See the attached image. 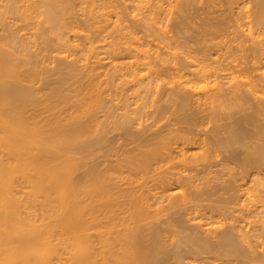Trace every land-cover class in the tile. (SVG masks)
Instances as JSON below:
<instances>
[{
    "label": "bare ground",
    "instance_id": "bare-ground-1",
    "mask_svg": "<svg viewBox=\"0 0 264 264\" xmlns=\"http://www.w3.org/2000/svg\"><path fill=\"white\" fill-rule=\"evenodd\" d=\"M215 1L216 3L207 0L209 5L206 6L212 7L213 4L217 10L219 5H224V13L229 12V15H223L226 16L224 19L228 17L232 21L231 25L226 22L229 28L222 18L224 13L221 9H218V12L221 10L222 17H219V13L216 14L212 7L218 18L216 19H221L225 26L221 28L222 23L211 22L212 17L213 21L216 20L214 13H211L213 9L210 10L211 7H206V2L201 3L200 0V8L196 6L197 0H0V264H196L199 261H196L197 256L206 252L214 254L215 258L219 256L218 259H226L221 260L224 264H227L229 256H233V259L229 257L233 263L239 260L242 264L244 260L246 264L245 259H248L252 260L253 264H264L262 260V263L258 262L260 257L264 260V255L259 256L264 254V230L260 232V228L264 229V194L263 198H260L263 200H259L260 203L256 201L262 204V207L250 205L246 210V205L240 204L243 208L241 210L240 207L242 215L247 211V219H250L249 216L252 218L246 223H250L249 226L252 227L254 223L259 226L260 221L262 226L257 227L260 229L259 233L254 230L260 237L252 234L253 231H248L251 233L249 235L245 230L239 229L241 233L245 232V237L239 232L246 242L245 248L242 247L245 246L243 240H237L239 234L231 231L227 232L234 235L225 231L222 232L223 235L219 234L217 242L213 240L216 242L213 246L203 241L202 237L198 236L201 240L197 236L196 239L193 238L194 235L186 233V225L180 223L182 217L177 215L179 220L175 218L176 214L173 213L177 209L165 218V213L161 216L163 211L169 212L179 205L182 207L180 209L185 207L186 199H182L185 195L174 188L175 185L190 186V182L194 181V178L197 179L193 173L196 174V171L198 174L201 172V176H204L202 173L207 174L209 178L211 164L208 163L210 167L208 164L196 167L197 163L192 162L195 156L198 157L195 154L201 153L199 150L194 152L195 146L200 145L204 150L203 146L208 144L207 140H203L207 144L201 145L199 136L203 130H199V136L197 134L196 137L194 130L198 128L191 129L199 126L197 124L201 120H205L202 118L212 117L217 126V121H222L225 117L224 121L230 119L231 126L238 125L240 129L234 126L232 133L230 128L227 130L230 125L224 127L228 124L227 121L223 122L226 123L223 126L222 123L218 125L230 132L226 133L228 138L225 137L228 139L225 144L230 141V145H221V148H231V145L233 147L231 141L238 147L242 146L246 136L247 141L244 143L252 140L254 142L247 145L243 143L245 148H248L252 162L264 165V139H261L264 138V0H223V4ZM204 6V9L210 10V14L206 10L204 14L201 13L206 19L204 16L200 27L197 28L193 24L194 19L191 21L193 14L190 12L192 9H203ZM188 14L189 20H185ZM77 18L81 23L76 21ZM205 20L211 21L209 23ZM187 21H191L190 25L193 24L197 28L196 32L205 23L201 28L203 32H200L206 36V32L211 31L212 34L215 31L217 35L213 37L220 36V39L222 35L217 31L228 28L227 35H230L231 39L225 34L229 41L227 38L226 41H221L215 37L214 43L208 33L207 37L209 40L212 38L214 46L210 47H220L221 52L214 53L217 50H213L212 53L210 49L209 52L208 44L207 48L206 45H203L204 48L201 46L204 51H197L201 54L199 57V53L194 56L196 51H191L193 53L190 54L180 49L181 43H186L190 39L188 36L194 35L189 34L191 29L187 31L189 35H186L185 42H180V46L169 41L173 38L175 43L178 42L174 38L189 28ZM14 22L20 23L19 35L12 27ZM173 22L177 32L171 29L170 34L169 28L173 27L168 24L172 26ZM194 26L190 27L195 28ZM28 36H32V40H28ZM181 37L185 39L184 36ZM181 37H178L179 40ZM195 38L193 37L194 40ZM209 40L208 43L212 42ZM30 43H33L44 57L50 55L49 52L55 53L54 56L50 55L57 63L53 66L55 62H51L55 72L52 75H56L54 79L49 78L52 75H49L50 71L45 70L44 66L42 69L49 73L47 75L39 65L30 61ZM198 43L195 44L199 46ZM214 44L220 46L215 47ZM98 67H103V70L106 68V72L101 71L102 76ZM39 82L43 83V88L34 85ZM100 87L105 89L100 91ZM114 94L119 95L118 100L116 96L113 97L115 99L112 98ZM104 98L109 102L117 100V107L113 103L110 105L113 110L104 108V112H98L100 118L103 112L106 123L118 125L120 123L116 120L120 116L116 113L117 119L113 117L115 111L118 112L114 109H118L122 111L120 114L123 118L121 125L124 134H133L132 139H141L136 142L133 140L132 143L141 144L147 140L149 142L140 146L136 144L139 146L138 149L135 147L137 151L129 153L126 158L118 156L119 159H114L119 168L123 166L130 172L128 177L113 181L106 174L89 168L85 178L78 183L73 176L80 154L76 151L77 147L90 149L94 143L98 142L94 144L95 147L107 141L104 126H101L98 121L100 118L97 119V113L94 112L102 108L99 104L103 105ZM103 102L105 103V100ZM60 105L62 106L59 107ZM222 109L227 111H221ZM82 115L87 119L81 118ZM214 118H217V121ZM162 120L164 122L160 123ZM202 125L199 129H202ZM245 125H253V130L244 128ZM217 127L216 130L220 128ZM259 128L263 131H260L262 135L258 134ZM92 129L95 134L91 132ZM213 129L215 130V126ZM210 130L211 133H217ZM249 130L251 136L248 134ZM210 132L208 131L209 134ZM219 133L221 135H215L217 141L214 138L217 146L213 143L218 149L221 143L218 141H221L219 137L224 136L223 132ZM255 138L260 142L255 143ZM222 141L224 144L226 140ZM210 143L209 145H213ZM130 148L134 149L133 146ZM206 149L208 150L205 151L213 154L217 151L212 152L211 146ZM248 154H245V160L243 157L240 160L237 155L236 158L230 155L237 161H234V164L238 166L248 165L251 161L247 162ZM207 156L211 159V154L207 153ZM207 156L204 159H207ZM228 157L230 158L227 155L226 159ZM217 160L212 163L218 165L221 161ZM238 161L241 163L238 164ZM221 164L214 168L221 167ZM260 165L257 166L258 169ZM229 166L226 162L227 170ZM246 168L248 166H245ZM247 172L249 175L253 173L251 169ZM191 176L193 180H190ZM192 187L193 185L190 188ZM189 193L193 195L197 191L189 190ZM195 194L193 196L196 201L197 194L200 196V193ZM180 196L182 198H179ZM180 200H184V203L179 202ZM186 215L185 213L182 216ZM243 216L246 217V214ZM159 217H162L161 220ZM200 218L202 217L195 221L197 225L200 224L199 227L203 225L205 227L202 229H208L207 231L214 228L211 221L202 223ZM178 221L181 225L177 224ZM177 226H183L184 230L181 231ZM176 228L179 233L185 231L186 237L182 238L184 244L189 246L188 251L180 247L183 240L179 241L182 244H178L173 239L175 236L171 233L175 232ZM165 231L171 232L168 244L164 243ZM179 233L178 236L181 235ZM235 235L239 237L234 239ZM261 236L262 241H258ZM172 240L178 244L177 248L174 244L170 246L169 242ZM256 251L260 254L255 253ZM191 252L195 253L196 257ZM189 254L196 258L194 260L191 255V259L196 263L190 261ZM185 256H189V261ZM211 259L215 260L214 256ZM204 262H210V259ZM218 262L219 260L216 264Z\"/></svg>",
    "mask_w": 264,
    "mask_h": 264
},
{
    "label": "rangeland",
    "instance_id": "rangeland-1",
    "mask_svg": "<svg viewBox=\"0 0 264 264\" xmlns=\"http://www.w3.org/2000/svg\"><path fill=\"white\" fill-rule=\"evenodd\" d=\"M198 1L199 0H197V3H198ZM206 2L205 0H200V2ZM214 1V3H216V1L215 0H213ZM219 1V2H218ZM221 1H223V0H217V3L218 4H220V3H222ZM201 2V3H202ZM207 3V2H206ZM205 3V6L206 5H209L211 2L210 1H208V3L206 4ZM223 3H224V1H223ZM222 3V4H223ZM196 4V3H195ZM204 4V3H203ZM202 4V5H203ZM200 4L198 3V5H196V6H198L199 8H200V6H199ZM212 5V7H214V5L213 4H211ZM193 6H195V5H193ZM205 6L203 7V9H202V7H201V9L200 10H197V11H195V9H192V12H190L191 14H193V15H191V21L193 22V19H194V22H193V24L194 25H196V27L197 28H199L200 27V25H201V21L202 20H204V19H206V16H205V18H204V16L202 17L201 16V13H203L204 12V10H206V9H204L205 8ZM224 6V5H223ZM223 6H221V5H219V8H217L218 7V5H216V8H217V10L215 9V7H214V9L216 10V14H218L217 16H221L220 14H222V12L224 13V7ZM206 7H211V6H206ZM210 8V10H212L213 8ZM221 7V8H220ZM192 8V7H191ZM193 8H196V7H193ZM209 8H207V9H209ZM213 9V12L211 11V13L213 14L214 13V10ZM218 9H221L222 10V12H221V10H219L220 12H218ZM210 10H206L207 11V13H209L210 14ZM191 11V10H190ZM195 13H194V12ZM199 11V13H197ZM200 11H202V12H200ZM205 11V12H206ZM204 12V13H205ZM218 12V13H217ZM203 13V14H204ZM207 13H206V15H207ZM215 13H214V18L216 19L217 17H216V15H215ZM196 14V15H195ZM212 14H211V16H212ZM226 14H228L229 15V12L227 13V12H225L224 14H222V16L223 15H226ZM199 15V17H197ZM194 16V17H193ZM211 16H210V18H211ZM221 16V17H222ZM227 16V15H226ZM226 16H223L222 18H223V20H225V25L227 26L228 25V23H226V22H229L230 23V25L232 24V21H231V19H229L228 17V19L227 18H225L224 19V17H226ZM189 14H188V17H187V19H185V20H189ZM209 17V16H208ZM204 18V19H203ZM209 18V19H210ZM230 18H231V16H230ZM197 21H196V20ZM200 19V20H199ZM212 19V21L211 20H205L206 22H209V21H211V22H216L217 21V23H222V21H220V20H214L213 21V17L211 18ZM227 20H230V21H227ZM76 21L78 22V23H81V20L79 19V18H77L76 19ZM173 21V20H172ZM172 21H171V24H172ZM191 21H189V23H188V21L186 22V23H188L189 25H187V26H189V28H187V30H185L186 31V34H185V31L184 32H182V33H180V35L178 36V34H177V36L180 38L181 36H184L185 37V39L184 38H182L181 37V39H182V41H181V39L179 40V38L176 36V38H174L175 40H178V42L177 43H175L176 41H174L173 40V38H171V40H169L171 43L173 42V44H178L179 46H180V42H185V40H186V38H187V36L186 35H189V34H196L195 36L193 35H189L188 36V38H190L189 39V41L187 42L186 41V43H181L182 45H181V47H180V49L181 50H185V52H189L190 54H192L193 52H195V53H193L194 54V56L195 55H197L198 53V57H199V55H201L200 54V52H197V51H199V49H203L204 47H203V45H206V47L205 48H207V45H208V50L210 49V50H212L211 52L213 53V50L215 51V50H217L216 52H214V53H217V52H221V50H220V45L218 46L217 44L215 45V47H219V49L218 48H211L210 46H213V41L212 40H214V38L216 37V39H217V37H218V39H220V36H215V37H213L214 35H217V34H215L214 32H212V34H211V31L210 32H206V36L204 35L205 33H201L200 31H202V29L201 28H203L204 26H205V23H203V25H202V27L199 29V30H197V32H196V27L192 24V25H190L191 24ZM196 21V22H195ZM199 21H200V23H199ZM204 22V21H203ZM196 23V24H195ZM199 23V24H198ZM210 23V22H209ZM217 23H215V24H217ZM170 23L168 24V26L169 27H173V28H169L170 29V34H171V29L173 30L174 29V27L176 26V25H174V22H173V25L172 26H170L171 25ZM198 24V25H197ZM19 25H20V23H16V22H14L13 23V25H12V27L17 31V33H18V35H19V33H20V31H19ZM186 25V24H185ZM214 25V24H213ZM221 25H222V27H221ZM220 25V27L221 28H223V25H224V23H222ZM224 25V26H225ZM195 27V28H191V27ZM199 26V27H198ZM219 27V26H218ZM217 27V29L218 30H220V28H218ZM176 28V27H175ZM225 28V27H224ZM228 28H229V25H228ZM224 29V30H220L221 31V33H220V31H217V33L219 32V34L220 35H222L221 36V39L222 40H225L227 37H226V35L227 34H229L226 30H229V29ZM189 29H191V33H189V34H187V31L189 30ZM194 30V32H192L193 30ZM175 30V29H174ZM174 30H173V32H174ZM222 31H224V32H222ZM172 32V34H175L176 32H177V30H175V33H173ZM190 32V31H189ZM203 32V31H202ZM199 33V34H198ZM208 33H210L211 35H210V37L212 36V42H210L211 43V45H210V43H208V40H209V37H207L208 36ZM182 34V35H181ZM183 34H185V35H183ZM202 34V35H201ZM218 34V35H219ZM223 34H224V36H223ZM226 34V35H225ZM198 35V36H197ZM202 37L203 36V38H201L200 36ZM172 36H174V35H172ZM190 36H192V37H190ZM197 36V38H195ZM205 36V37H204ZM227 36H230V35H227ZM193 37L195 38V40L193 39ZM223 37V38H222ZM178 38V39H177ZM191 38H192V40H191ZM208 38V39H207ZM184 39V40H183ZM204 39H206V41L204 40ZM220 39V40H221ZM230 39H231V36H230ZM28 40H32V36H28ZM27 40V41H28ZM203 40H204V44H202L203 43ZM209 40V41H210ZM221 40V41H222ZM226 40H228V38L226 39ZM225 40V41H226ZM192 41H194V43L192 42ZM197 41V42H196ZM198 41H199V43H198ZM217 41V43L219 44V41L218 40H216ZM229 41V40H228ZM190 42V43H189ZM205 42H206V44H205ZM224 42V41H223ZM191 44V45H189V44ZM193 43V44H192ZM195 43H198L199 44V46L197 45V44H195ZM201 43V44H200ZM214 43H216L215 42V40H214ZM187 44V45H186ZM184 45V46H183ZM189 45V46H188ZM192 45H194V46H192ZM196 45V46H195ZM30 50H31V52H30V61H32V62H34V63H36L37 65H39V67L42 69L43 68V66H44V69L45 70H47V71H50V74L49 73H46L45 71H44V69H42L43 71H44V73H46L45 75H47V74H49V75H52V74H54L55 72H54V70H53V66H56V61H54L52 58V56H50L51 54L54 56V52H49L50 53V55H47L48 56V58H47V56L46 57H44L43 56V53H41L40 51L38 52V50L36 49L37 47H35V45L33 44V43H30ZM187 46V48H185ZM192 46V48H190ZM203 48H202V47ZM182 47H183V49H182ZM189 47V48H188ZM194 47H195V49H194ZM197 47H198V49H197ZM210 47V48H209ZM214 47V46H213ZM187 49V50H186ZM191 49V50H190ZM190 50V51H189ZM200 50V51H201ZM205 49H203L202 51H204ZM210 50H209V52H210ZM191 51H193V52H191ZM201 51V53L203 54V52ZM187 52V53H188ZM45 53V52H44ZM48 53V54H49ZM34 54V55H33ZM33 56V57H32ZM44 57V58H43ZM52 57V58H51ZM32 58V59H31ZM50 58L53 60H50ZM49 59V61H47ZM45 62V63H44ZM49 62V63H48ZM51 62H55L54 64L53 63H51ZM52 64H53V66H52ZM49 66V67H48ZM52 66V67H51ZM99 68V67H98ZM101 68H103V67H101ZM101 68H99V72L101 73V76L103 75V73H104V71L106 72V68H104V70L103 69H101ZM50 69V70H49ZM52 70V71H51ZM97 71V69H96V72H98ZM103 73H102V72ZM54 72V73H53ZM98 72V73H99ZM48 75V76H49ZM53 76V75H52ZM52 76H50L49 78H52V79H54L55 77H56V75H54L53 77ZM101 78V77H100ZM104 77H102L101 79H103ZM225 81V80H224ZM40 83V82H39ZM34 83V85H36V87L38 86V87H40V88H43V83ZM39 84V85H38ZM228 85V84H227ZM35 87V88H36ZM37 87V88H38ZM105 87V86H104ZM224 87H225V85H224ZM103 89H105V88H103ZM103 89H101V87H100V91H102ZM128 92V91H127ZM129 93H130V91H129ZM128 94V93H127ZM116 96V98H117V100H118V97L117 96H119L118 94H114V95H112V98L113 97H115ZM111 98V99H112ZM113 99H115V98H113ZM112 99V100H113ZM103 100H105V103L103 102ZM102 100V103H103V105L102 104H99L100 105V107H102V108H99V109H97L98 111H96L95 109V111L94 112H96L97 114H95V116H96V118L98 117V118H100L99 117V113L98 112H101V110H103V112H104V110L106 109V108H108L107 110H113V108L110 106V105H112L113 103V105H115V107H117L116 106V102H117V100H116V102H114V101H111V102H109V101H107L106 100V98H104ZM37 101H39V100H37ZM106 101L108 102V103H106ZM39 102H41V99H40V101ZM130 102V101H129ZM109 103H111V104H109ZM106 104V106H104ZM62 105H60L59 107H61ZM104 106V107H103ZM109 106H110V108H109ZM97 106H95V108H96ZM105 108V109H104ZM114 110H117L118 112H116L115 111V113L113 114V117L115 118V119H117V117H115V114L117 113V115L118 116H120L119 118H121V119H117L116 120V122L117 123H120V124H118V125H114V124H111L110 122H107L106 123V118L104 117V115H103V112L100 114L102 117V119L100 118L98 121H100V124H101V126H104L103 128H104V132H105V135H106V142L103 144V142H101V144H103L102 146H99V145H101V144H99L98 146H96L95 145V147H94V144H98V142L97 143H94L93 144V147L92 148H90V149H81L80 148V146L79 147H77V152L78 153H80V154H82V156H80V154H78V167L76 168V170L74 171V174H73V176H74V179L79 183L80 181H82L84 178H85V174H86V171L89 169V168H92V169H94L95 171H100L101 173H103V174H106L111 180H113V181H117L119 178H126V177H128L129 175H130V172L129 171H127V169L126 168H123V166L121 167V168H119L118 167V164H116L115 163V160H117V159H119V158H117L118 156L119 157H121L122 156V158L123 157H125L126 158V156H128L129 155V153L131 154V152H135V151H137V149L139 148V146L142 144H146V143H148L149 141L147 140L146 142H143V143H141V144H139L140 142H137L136 144H139V146H137L134 142H136V141H140L141 139H132V136H133V134H128L129 136H127V134H124V130L122 131V125L121 124H123V123H121L123 120V118L121 117V114H120V112H122V111H120V110H118V109H114ZM221 111H224V112H226L227 110L225 109H222ZM247 111V110H246ZM116 115V116H117ZM105 119H104V118ZM220 118H221V116H219ZM81 118H84V120H86L85 119V115H82V117ZM97 118V119H98ZM200 118V117H199ZM202 118V117H201ZM211 119H209V117L207 118H202V119H205L204 121H200L199 119V121H200V123L199 124H197V125H199V126H197V127H193V128H191V129H196V128H198V129H196V130H198L197 131V133H195L196 132V130H194V136H196L198 133H199V130H203V131H200V133H202V134H200V136H199V134L197 135V136H199L200 138H201V141H202V143H201V145H203V143L205 142H203V140H207L208 141V144H207V142L206 143H204V144H207V146H211V150H212V152L215 150V146H214V144H216V143H214V142H216L217 141V137H215V135L216 136H218V135H221L219 132H223L222 133V135H224V136H222V138H220L219 137V139H221V141L220 140H218L219 141V143H220V148L219 149H221L220 151H218L219 149L218 148H216V153L215 154H213V153H209V151L207 152V151H205V150H208V149H206V145L205 146H203V149L204 150H202V146L201 147H199V146H195L196 147V150L194 151V152H198V150L199 151H201V153H200V155H199V152L198 153H196L195 155H197L198 157H194V160L192 161L194 164L195 163H197L196 164V167H204V166H207V164L209 163V164H211V167H210V165L208 164V166L210 167L209 169H211V173H208V174H210L209 175V178H211L212 177V179H209V178H207L208 177V175L207 174H203L202 173V175H206L205 177L204 176H201V175H199V174H201V172H199V174H198V172L196 171V174H195V172H193L194 170H192V172L194 173V175L197 177V179H195L194 177L195 176H193V173L192 172H189V173H192L191 175L193 176V178H194V181H191L190 182V180L192 179V176L190 177V180H189V182L191 183L190 184V186H189V184L188 185H183L182 187H180V186H177V185H175L174 186V188H177V189H179L180 191H181V193H184V198H182L181 196L179 197V198H182V199H186V201H185V203L183 202L184 200H180L179 202H181V203H184L185 204V207L183 208V209H180V208H182V207H180V205H179V207H177V208H174V209H172V210H169V212H162V214H161V216L163 215V217L165 218V216H167V214L169 215V214H172L173 212L172 211H174V210H176L177 209V211H174V213L173 214H176V215H174V216H176L175 218H177L178 220H179V217L181 218L180 219V223H182L183 224V226L184 225H186L185 227H187V229H185V231L186 230H188L186 233H190V235L192 236V235H194L195 237H193V238H195L196 239V236L198 237H202L201 239H207V240H204L203 239V241H206L207 242V244L209 243V245H211V246H213V245H216V242H217V240L219 239L218 238V235L220 234V235H223V231H225V232H227V231H231L232 233H238L239 234V232L241 233V231H244L245 230V232H248V231H251V233H252V231H253V233L252 234H257L256 232L258 231V233H259V230L261 229V231L260 232H263V230L264 229H262V228H260V227H262V226H260L261 225V222L260 221H258L259 223H260V225L258 226L257 224L256 225H254L253 224V226H256V227H250L249 226V222L251 221V216H249L248 218H250V219H247V216L249 215L248 213H246L247 211H245V210H243V211H245V212H243V215H245L246 214V217L245 216H243L242 215V207L240 206V204L242 203H244V205H246V207L245 206H243V207H245L244 209H246V210H248V208H250V207H247V206H250V205H255V206H253V207H262L261 205L262 204H264V202L260 205L259 203V200H263L264 198H263V194H264V191H262V189L264 190V184H261V183H264V173H263V171H264V165L262 164V165H260V167H259V169H258V167L257 166H259V165H257V164H254V162H252L253 160H251V158H250V155L248 154V148L246 149L245 148V146H244V144L245 145H247V143L249 144V143H251L252 141H250V142H247V143H244L245 141H247V140H245V138H246V136H245V138L243 139L244 140V142H243V140H242V142L244 143H242V146L244 147H242V146H240L239 144L241 143V141H239V142H236V143H238V145H239V147L238 146H236L234 143H232V141H231V144H233V147H232V145H231V148L230 147H228V148H224V147H222L221 148V145L223 146H225V145H227V146H229L230 144H229V142L230 141H228V144H225L226 142H227V140L228 139H226V138H228V134L230 133H228V131L227 130H229V128H230V131H231V133H232V131H233V127L235 126V127H238L239 128V126L237 125H233V126H231L230 124H229V120H228V118L225 120V121H227L228 122V124H226V123H223V122H225L224 121V118H223V120L222 121H220V120H218L217 121V118L215 119V121H217L216 123L219 125V124H221L222 123V125L221 126H223L224 124H226V125H224V127H226L227 125L229 126L228 127V129L226 130V129H223V128H221L220 126H218V127H220V128H218L216 125H215V123H213V121H212V117H210ZM219 118V119H220ZM208 119H209V121H208ZM104 120V121H103ZM207 120V121H206ZM102 121H103V123H102ZM198 121V122H199ZM214 121V122H215ZM164 121L162 120L160 123H163ZM202 122H204V124L202 123ZM220 122V123H219ZM106 123V124H105ZM109 123V124H108ZM231 123V122H230ZM203 124V125H202ZM212 124H214V125H212ZM233 124V123H232ZM200 125H202V129H199V127L201 128V126ZM214 126H215V130L213 129L214 128ZM244 126V125H243ZM252 126V128H253V125H251ZM251 126H246L245 125V127L244 128H246L247 127V129L249 128L250 130H251ZM136 127H138V126H136ZM216 127L218 128L217 130H216ZM241 127V126H240ZM256 127V126H255ZM241 128H243V127H241ZM262 128H264V126L262 127ZM163 129V128H162ZM210 129H212V131L214 130V131H217V133L216 132H210L211 130ZM221 129H223V131H221ZM232 129V130H231ZM235 129V128H234ZM240 129V128H239ZM258 129V128H257ZM256 128H254V130H257ZM206 132H205V131ZM220 130V131H219ZM224 130H226V132L224 131ZM244 129H242V131H243ZM249 130V133L248 134H250V132L253 130H251L250 131ZM94 131V129H92L91 130V132H93ZM163 130H161V132H162ZM208 131L210 132V134L208 133ZM219 131V132H218ZM236 133H238V130H234ZM247 131V130H246ZM260 131H261V133L264 131H262V129L260 130V128H259V131H258V134H261L260 133ZM95 132V131H94ZM93 132V133H94ZM123 132V133H122ZM165 132V131H164ZM245 132V131H244ZM256 131H254V133H255ZM92 133V134H93ZM193 133V132H192ZM207 133H208V135H207ZM225 133V134H224ZM226 133H228V134H226ZM236 133H234V134H236ZM246 133V132H245ZM264 133V132H263ZM95 134V133H94ZM96 134H98L97 132H96ZM162 134V133H161ZM164 134V133H163ZM203 134H204V136H203ZM248 134H246L247 136H248ZM257 133H256V135H258ZM192 135V134H191ZM211 135V136H210ZM227 135V136H226ZM256 135H255V137H256ZM262 135V134H261ZM261 135H258V136H261ZM93 137H94V135H92ZM91 136V137H92ZM196 136V137H197ZM211 137L210 139H209V137ZM214 136V137H213ZM249 136H251V134L249 135ZM248 136V137H249ZM263 136H264V134H263ZM263 136H261V137H263ZM90 137V138H91ZM96 137V136H95ZM94 137V138H95ZM136 137V136H135ZM202 137H203V139H202ZM204 137H206L205 139H204ZM223 137L225 138V139H223ZM242 137H244V136H242ZM241 137V138H242ZM247 137V138H248ZM253 137V136H252ZM213 138V139H212ZM216 139V141H214L215 139ZM250 138V137H249ZM254 138V137H253ZM252 138V139H253ZM258 138V137H257ZM257 138H255L254 140H255V143L256 142H260V141H256V140H258ZM104 139H105V136H104ZM209 139V140H208ZM212 139V140H211ZM259 139H260V137H259ZM261 139H264V138H261ZM133 140H135L133 143H132V141ZM222 140H226L225 142H224V144H222L223 143V141ZM236 141H238V140H236ZM214 143L213 145H209V143ZM210 143V144H211ZM253 144H254V142H252ZM218 144V143H217ZM217 144H216V146H217ZM134 147V149L133 148H130V147ZM249 146H251V144L249 145ZM135 147H137V149H135ZM195 147H193V149H195ZM198 147H199V149H198ZM213 147H214V149H213ZM226 147V146H225ZM247 147V146H246ZM129 149V150H127V149ZM201 148V149H200ZM127 150V152L125 151V150ZM231 149V150H230ZM242 149V150H241ZM210 150V151H211ZM234 150V151H233ZM238 150V151H237ZM241 150V151H240ZM244 150V151H243ZM247 150V153H245V151ZM128 151H130V152H128ZM205 151V152H204ZM225 151V152H224ZM229 153V154H227V152ZM128 153V154H126V153ZM203 152H204V154H203ZM208 153V155H210L211 154V159H210V157L209 156H207V153ZM223 152V153H222ZM231 152V153H230ZM242 152H244V153H242ZM124 153V154H123ZM224 153H226V155H224ZM121 154H123V155H121ZM126 154V155H125ZM212 154L214 155L213 157H212ZM216 154H218L217 156H216ZM221 154H222V156L223 157H221ZM230 154H232V155H237L239 158H240V160H241V158L242 159H244L245 160V157H246V155L248 154L249 156V160L247 161V162H249L250 160V162L248 163V165H244V164H239V163H241V161L239 162L238 161V166L236 165V163H237V161L236 160H234V158H231V156L232 155H230ZM244 154V155H243ZM246 154V155H245ZM251 154V153H250ZM227 155L228 156H230V158L227 160L226 159V157H227ZM253 155V154H252ZM206 156H207V159H204V158H206ZM220 158H219V157ZM237 156H235V158L237 157ZM241 156V157H240ZM218 157V158H217ZM107 158H108V160H107ZM109 158H111L112 159V161H111V159H109ZM195 158H196V160H195ZM218 160H217V159ZM239 158H238V160H239ZM106 159V160H105ZM115 159V160H114ZM193 159V158H192ZM210 159V160H209ZM221 159V160H220ZM227 161H226V160ZM233 159V161H230V160H232ZM212 160V161H211ZM221 161V162H219L218 163V165H220L221 163H223V164H221V167H217V169H219V171L217 170V169H215L216 168V166H218L217 165V163H216V165H214V163H215V161ZM225 162H224V161ZM194 161H196V162H194ZM204 161H205V163H204ZM234 161H236V163L234 164ZM203 162V163H202ZM212 162H214V163H212ZM226 162L228 163V165H230L229 166V168H228V170H227V168L225 167L226 166ZM243 162V161H242ZM199 163H202L203 164V166H202V164H200V165H198ZM212 164H213V166H212ZM233 164V165H232ZM251 164H253V165H251ZM241 165V166H240ZM242 165H244V168L242 167ZM255 165H256V167H255ZM214 166H215V168H214ZM223 166V167H222ZM233 166V167H232ZM239 166L240 167H242V169H245V166L247 167L248 166V168H249V170L251 169V173H252V175L250 174H248V172L247 171H249L248 170V168H246L244 171L242 170V169H240L239 168ZM263 166V167H262ZM214 168V169H213ZM222 168V169H221ZM224 168H226V169H224ZM253 168V169H252ZM261 168H262V170H261ZM198 169H201V168H198ZM224 169V170H223ZM239 169L241 170L240 172H239ZM213 170V171H212ZM214 170H217V171H214ZM227 170V171H226ZM229 170H234L235 172V174L234 173H232V171H229ZM252 170H254V171H252ZM256 170V171H255ZM223 171H225V173H221V172H223ZM229 171V172H228ZM238 171V172H237ZM214 172L216 173L217 172V174H214ZM231 172V173H230ZM247 173V175L248 176H246V173ZM258 172V173H257ZM213 173V174H212ZM221 173V174H220ZM227 173V174H226ZM250 173V172H249ZM221 176H220V175ZM244 175V177H246V178H244L243 177V175ZM253 174H255V175H253ZM214 177H213V176ZM258 175H259V177L260 178H258ZM211 176V177H210ZM244 178H242V177ZM256 178H255V177ZM198 177H200V178H198ZM201 177H203V178H201ZM218 178V180H217V178ZM208 179V180H206L205 181V179ZM250 178V179H249ZM253 178H255V179H253ZM257 178H258V180H257ZM262 178V179H261ZM200 179V180H199ZM260 179V180H259ZM193 180V179H192ZM214 180V181H213ZM215 180H217V181H215ZM250 180V181H249ZM253 180V181H252ZM263 181V182H259V181ZM192 182H193V184H192ZM215 184H216V186H215ZM191 185H193V187H192V189L190 188L191 187ZM260 185H262V186H260ZM177 186V187H176ZM188 186H189V189H188ZM240 188H241V190H240ZM243 189H245V191L243 190ZM189 190H190V192H192V190H193V192H194V190H195V192L197 191V193H200V196H198L199 194H197V197H198V199L196 198V201H195V197L193 196L195 193H193V195H192V193L190 194L189 193ZM242 190L244 191V192H242ZM189 194V195H188ZM195 194V195H196ZM263 195V196H262ZM186 197V198H185ZM191 197V198H190ZM178 198V199H179ZM188 198H190V199H188ZM260 198H263V199H260ZM188 199V200H187ZM194 200V201H193ZM258 200V202L256 203V201ZM188 201H189V203H188ZM191 201V202H190ZM264 201V200H263ZM254 202H255V204H254ZM262 202V201H261ZM193 203V204H192ZM250 203H253V204H250ZM180 204V203H179ZM187 204H189V205H187ZM256 204H258V205H260V206H258V205H256ZM181 206H183V204L181 205ZM190 206V207H189ZM189 208L188 210H186L185 208ZM240 207H241V210H240ZM252 207V208H253ZM263 209H264V206L262 207ZM183 210V212L185 211V213L187 214L185 217H183L182 215L184 214L185 215V213H183L182 211L180 212V210ZM259 209V208H258ZM261 209V208H260ZM259 209V210H260ZM263 209H261V210H263ZM179 210V211H178ZM241 212H240V211ZM188 211V212H187ZM176 212H178V214L176 213ZM183 213V214H182ZM240 213H241V215H240ZM180 214V215H179ZM179 217H178V216ZM240 215V216H239ZM160 216V215H159ZM237 216H239V218L237 217ZM241 216H243L242 218H241ZM173 217V216H172ZM199 218V217H202V218H200V219H202L203 220V222L202 223H205V221L206 222H209V221H211L212 222V224H214V228L213 229H211V230H209V231H207L206 229H202V228H204L205 226H203V225H201L200 227L198 226V225H200V224H198L197 225V223H195V221L196 220H199V219H197V218ZM160 218V217H159ZM162 218V217H161ZM161 218L159 219V220H161ZM262 218H264V217H262ZM246 220V221H245ZM247 221H249L248 223L249 224H247L246 222ZM258 222H256V223H258ZM179 223V221L177 222V224ZM179 223V225H181ZM258 223V224H259ZM252 224V223H251ZM178 225V226H179ZM177 226V228H181L180 230L182 231V230H184V228H183V226H181V227H178ZM203 226V227H202ZM213 226V225H212ZM250 227V228H249ZM257 227H259V228H257ZM176 228V230H175V232H169V231H165V233H163V235H165V237L166 238H164V236H163V238L164 239H166V240H164V243H167V241L168 240H170V237H171V234H173L172 236L174 237H172L175 241H176V243H178L179 241H181V240H183V238L182 237H186V233H185V231H183V232H181L180 231V233H179V229H177ZM189 228V229H188ZM234 228V229H233ZM242 228H243V230H242ZM251 228H257V229H251ZM239 229L241 230V231H239ZM249 229H251V230H249ZM259 229V230H258ZM237 230V231H236ZM247 230V231H246ZM256 232H255V231ZM178 231V232H177ZM190 231H192V232H190ZM245 232H242L241 234L245 237ZM171 233V234H170ZM174 233L177 235V238H176V235H174ZM178 233L179 234H181V235H179L178 236ZM183 233H185L184 235L185 236H183ZM193 233V234H192ZM227 233H230V232H227ZM232 233H230V234H232ZM244 233V234H243ZM250 233V234H251ZM224 234H226V233H224ZM248 234H249V232H248ZM249 234V235H250ZM220 235H219V237H220ZM232 235H234V234H232ZM260 235H262L263 236V234L262 233H260ZM167 236H169L168 238H167ZM181 236V237H180ZM189 236V235H188ZM237 235H235V236H233L234 237V239H237V238H235ZM239 236H240V234H239ZM239 236H237V237H239ZM246 236H248V235H246ZM257 236H259V234H257ZM262 236H261V238H260V240H259V238H258V241H262ZM198 237V239H200ZM242 236H240L237 240H243V237L241 238ZM260 237V236H259ZM171 238V239H172ZM180 238V239H179ZM263 238H264V236H263ZM178 239V240H177ZM200 239V240H201ZM210 239V240H209ZM217 239V240H216ZM174 240H172L171 242H169V244H170V246H172L173 244L175 245V247L177 248V246H178V244L180 243V244H182L181 242H183V244H184V240L183 241H181V242H179L178 244H175L173 241ZM211 240H212V243H211ZM213 240H216V242H214ZM214 242V243H213ZM240 242V244H241V241H239ZM244 244H245V246H242V247H246V242L243 240L242 241ZM186 243V242H185ZM258 244H259V242H257ZM168 244V243H167ZM182 244V246H180V247H182L181 249H184L185 251L187 250L188 251V249L187 248H189V246L187 245V244H184L183 245ZM173 245V246H174ZM186 245H187V247H186ZM243 245V244H242ZM261 245V244H260ZM186 249H185V248ZM257 247H259V246H257ZM263 249H264V247H262ZM258 248H256V250H257ZM259 249H260V247H259ZM263 249H262V251L261 250H259V252L261 251V252H263ZM184 251V253L186 254V252ZM191 250L189 249V252H190ZM258 251V250H257ZM257 251L255 252V253H257ZM205 252V251H204ZM191 253H193V252H191ZM201 252H199V254H200ZM203 253V252H202ZM207 253V254H206ZM206 253H203V254H200V256H197V260H196V255H194L195 253H193V255L195 256H193L192 254H189L190 255V257L189 256H185L187 259H188V257L190 258V261L192 262V260L194 259V260H196V261H198L197 263H196V261H194L193 260V262L192 263H196V264H198V263H200V264H205L206 262H204V261H209V259H210V262L212 261V263H213V261H214V263L213 264H216V262H217V260H219V262H218V264H224L223 262L224 261H226V259L224 260L223 258H221V259H218L219 258V256L217 257V258H215V255L213 254V255H210V253L209 252H206ZM188 254V253H187ZM186 254V255H187ZM196 254H198V253H196ZM198 254V255H199ZM257 254H260V253H257ZM191 255H192V258L193 259H191ZM261 255H264V254H260L259 256H261ZM209 256V257H208ZM213 258V256H214V259L215 260H213V259H211V257ZM258 256V255H257ZM256 256V257H257ZM222 257H225V256H222ZM229 257H231V256H229ZM228 257V258H229ZM264 257V256H263ZM186 258H184V261L186 262ZM227 258V264L229 263V264H238L237 262H239V264H240V261L238 260L237 262H236V260L234 261V263H233V260H231V259H233V256L231 257V259L229 258L228 259ZM261 258V259H260ZM258 257L257 259L259 260L258 262H261L262 263V261H264L263 260V258L262 257ZM217 259V260H216ZM221 260H224V261H221ZM230 260V261H229ZM246 260V264H247V262H248V264H251V262H252V260L251 261H249L248 259H245ZM262 260V261H261ZM187 261H189V259L187 260ZM216 261V262H215ZM221 261V262H220ZM232 261V262H231ZM242 261V260H241ZM210 262H207V263H209V264H212V263H210ZM236 262V263H235ZM243 263L242 264H245L244 263V260L242 261ZM250 262V263H249ZM206 263V264H207ZM256 263V262H255ZM187 264H190L189 262L187 263ZM225 264H226V262H225ZM252 264H253V262H252Z\"/></svg>",
    "mask_w": 264,
    "mask_h": 264
}]
</instances>
